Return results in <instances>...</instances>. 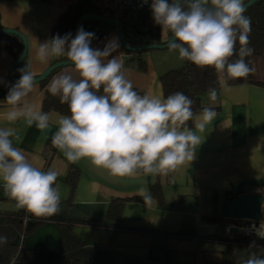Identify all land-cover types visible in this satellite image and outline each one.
Here are the masks:
<instances>
[{
    "label": "crops",
    "instance_id": "0c3cea01",
    "mask_svg": "<svg viewBox=\"0 0 264 264\" xmlns=\"http://www.w3.org/2000/svg\"><path fill=\"white\" fill-rule=\"evenodd\" d=\"M148 1L151 5L152 0ZM24 3L27 4L26 9ZM91 4L92 0H0V28L16 30L27 41L25 58L14 69L15 79L20 76L17 69L26 64L36 78L50 65L62 61L64 55L49 57L45 62L36 60L38 44L52 38L59 17L76 15L82 5L93 8ZM150 5L136 19L127 21V31L123 28L127 44H154L148 34V29L154 26L161 44L170 39L171 31H161L152 19ZM91 14L99 15L96 11ZM81 27L85 32L94 33L91 40L93 49L103 50L109 41L118 39L119 48L112 56L123 65L130 58L114 28L93 20H84ZM21 48L19 38L0 34V85L8 84L10 87L13 84L9 79V69ZM112 56L102 59L106 63ZM138 59L145 62V72L125 65L122 71L140 95L162 92L160 75L182 64L178 50L169 48L139 52L134 61ZM63 73L79 78L73 65L62 66L42 86L41 82L35 84L28 97L29 103L41 109L44 92L48 91L52 79ZM228 87L229 91L225 92L219 85L214 101L209 99L208 93L199 96L202 106L216 108L217 116L206 126L194 159L180 171L170 172L167 176H151L140 170L131 178H109L105 171H97L87 158L76 163L67 161L52 144V134L57 130L55 126L41 132L35 125L27 127L21 119L13 123L0 121V128L17 130L21 139L14 141V145L30 162L35 163L34 157H38L43 160L44 171L50 168L57 171L60 211L52 217L70 222L73 234L89 246H112L125 256L154 260L172 252L176 264L220 263L225 258L230 240L236 235L228 230L239 223L236 219L223 217L226 203L240 193L260 194L264 199V88L251 84ZM5 105V99H0V111ZM48 114L53 121L62 116L56 112ZM71 169L79 172L72 196L66 182ZM154 184L159 186L161 204L151 194ZM141 188L150 193L151 202L145 200L139 191ZM127 198L139 199L123 204L121 226L124 229H121L115 221L107 219L106 212L112 200ZM19 210L0 189V237L27 249L44 244L48 258L59 255L61 244L56 223H44L24 236L5 219V216L15 215ZM262 211L261 221L264 220V204ZM94 221L103 225L89 224ZM17 235L20 237L18 240Z\"/></svg>",
    "mask_w": 264,
    "mask_h": 264
},
{
    "label": "clouds",
    "instance_id": "9594fccd",
    "mask_svg": "<svg viewBox=\"0 0 264 264\" xmlns=\"http://www.w3.org/2000/svg\"><path fill=\"white\" fill-rule=\"evenodd\" d=\"M23 7L26 9L27 4ZM152 19L161 31L170 30L167 41L170 50L197 67H212L218 83L229 91L228 80L247 77L254 69L245 62L253 49L248 47L251 19L244 15V0H152ZM94 33L79 29L71 34L57 35L40 42L36 60L67 56L79 78L69 73L54 77L48 86L53 96L67 103L70 115L51 120L35 104L29 94L36 84L34 73L25 67L17 69L19 79L9 87L6 105L0 111V121L13 123L23 120L27 127L36 126L41 132L57 130L52 144L67 161L76 163L87 158L97 171L109 178H131L140 170L151 176H167L180 171L194 159L195 149L203 140L207 125L217 116L209 106L201 113L192 110L193 100L182 92L163 96L162 92L138 94L122 71L124 65L112 56L119 48L113 39L103 50L90 46ZM174 38V41H173ZM239 42V59L230 62ZM105 63L102 57H110ZM103 94H99L101 92ZM217 99L215 89L208 92ZM194 121V128L187 122ZM195 129V131H193ZM21 137L15 128H0V189L18 209L36 217L53 216L60 211V193L56 184L58 173L43 170V160L30 162L14 145ZM145 200L151 195L139 190ZM259 238H264V220L252 225ZM0 237V243L6 242ZM244 264H264V258L251 254Z\"/></svg>",
    "mask_w": 264,
    "mask_h": 264
},
{
    "label": "trees",
    "instance_id": "16d2710c",
    "mask_svg": "<svg viewBox=\"0 0 264 264\" xmlns=\"http://www.w3.org/2000/svg\"><path fill=\"white\" fill-rule=\"evenodd\" d=\"M247 1L249 0H244V3ZM182 3L184 8L187 9L188 0L182 1ZM93 12H95L93 8L82 5L76 15L65 14L59 17L53 28L52 37L57 35L63 37L71 34V37L74 38L77 33L76 21L78 17ZM244 15L251 19L248 47L253 49L252 54L244 57V59L254 71L245 78L228 80V85L251 84L264 88V0H259L250 5L246 8ZM155 31H157V27H151L148 29V34L153 39L154 44L161 45ZM171 37L172 33L170 32ZM235 47L236 53L230 58V62L239 59L238 50L240 45L238 41ZM126 54L130 58L125 61V67L137 68L141 72H145V62L139 59L134 61V56L139 54V52L126 51ZM62 60L70 61L66 54L62 57ZM181 60L182 64L179 67L170 69L160 75L161 90L165 98L176 92H182L193 100L192 110L194 113L199 114L204 107L200 103L199 96L203 93H208L210 89H215L216 91L219 89L217 73L212 67L201 68L186 59ZM54 71L41 82V86ZM99 94H103L102 89ZM212 109L215 110L216 108ZM41 110L45 113L56 112L62 116L70 115L67 103L62 104L59 96H53L48 91H45L43 94ZM187 124L189 127H193L194 121L190 120ZM78 177V170L71 169L68 172L66 182L70 187V196H72L75 190ZM151 194L156 197L159 204L162 203L158 184H154L151 187ZM137 199L139 198L112 200L107 208V219L115 221L118 227L124 229L121 226L122 206L125 202L135 201ZM5 219L24 236L33 233L44 223L55 222L60 238L61 253L52 258H48L46 255L47 246L44 244L27 249L6 241L0 243V264H9L11 261H14L15 264H176L175 255L172 252L161 257L159 260H154L125 256L116 252L112 246L91 247L73 234L70 222L58 221L52 216L36 217L26 210L20 209L17 214L5 216ZM89 224L94 226L103 225V223L96 221L90 222ZM140 233L147 232L140 231ZM253 253L264 258V240H259L252 232L243 230L239 234L234 235L230 240L225 258L222 262H205L204 264H244V261Z\"/></svg>",
    "mask_w": 264,
    "mask_h": 264
},
{
    "label": "water",
    "instance_id": "95a60500",
    "mask_svg": "<svg viewBox=\"0 0 264 264\" xmlns=\"http://www.w3.org/2000/svg\"><path fill=\"white\" fill-rule=\"evenodd\" d=\"M182 1H186V0H182ZM257 1L259 0H249L245 3V7L248 8L250 5H252ZM84 20L100 21L107 24L109 27L114 28L117 31L119 42L122 44L123 48L129 52H143V51L162 50L169 48L167 42L161 45H156V44H143L136 46L129 45L124 40L123 25L120 20H115L112 18H104L97 14L81 15L76 22L77 30L82 28L81 23ZM0 34H9L16 36L22 42V48L19 53V56L17 57L16 60H14V62L12 63L9 69V79L14 84L17 81V79H15V77L13 76L14 69L19 64H21V62L25 58L26 50H27V41L25 37L16 30L0 28ZM90 46L92 47V43H90ZM68 65H72V62L68 60H62L50 65L46 70H44L42 74H40L38 77L35 78L36 83L44 81L52 71L62 66H68ZM8 90H9L8 84L0 85V99H5ZM263 204H264V199L263 196L260 194L251 195V194L240 193L235 195L226 203L223 210V217L229 219H236L238 221H246L247 223L252 222L253 224L258 225V223L261 221L263 216V211H262ZM245 229H247V227H245ZM250 231L259 240H264V238H259L255 234V231L252 230V228H250ZM228 232L230 234H238L241 231H239L237 227L232 226L229 228Z\"/></svg>",
    "mask_w": 264,
    "mask_h": 264
},
{
    "label": "built area",
    "instance_id": "2783aa9c",
    "mask_svg": "<svg viewBox=\"0 0 264 264\" xmlns=\"http://www.w3.org/2000/svg\"><path fill=\"white\" fill-rule=\"evenodd\" d=\"M91 5L95 11L104 18L130 21L136 19L150 4L148 0H92ZM239 222L240 225L233 226L237 227L239 231H250V228L245 229L242 225V223H246V221ZM250 225L252 228L253 223L250 222ZM10 264H15V262H11Z\"/></svg>",
    "mask_w": 264,
    "mask_h": 264
},
{
    "label": "rangeland",
    "instance_id": "374dc122",
    "mask_svg": "<svg viewBox=\"0 0 264 264\" xmlns=\"http://www.w3.org/2000/svg\"><path fill=\"white\" fill-rule=\"evenodd\" d=\"M122 22V24H123V28H124V31L126 32L127 31V21L126 20H122L121 21ZM236 225H240V222L238 223V224H236ZM242 225H243V227L245 228V227H247V228H251V225H250V223H242ZM1 226V225H0ZM16 239L18 240V239H20V237L17 235V237H16ZM16 240V241H17ZM183 263H185V262H183Z\"/></svg>",
    "mask_w": 264,
    "mask_h": 264
},
{
    "label": "bare ground",
    "instance_id": "6f19581e",
    "mask_svg": "<svg viewBox=\"0 0 264 264\" xmlns=\"http://www.w3.org/2000/svg\"><path fill=\"white\" fill-rule=\"evenodd\" d=\"M257 227L259 226V224L258 225H256Z\"/></svg>",
    "mask_w": 264,
    "mask_h": 264
}]
</instances>
